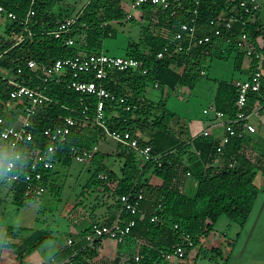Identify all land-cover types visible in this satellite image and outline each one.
Returning <instances> with one entry per match:
<instances>
[{"label":"trees","instance_id":"obj_1","mask_svg":"<svg viewBox=\"0 0 264 264\" xmlns=\"http://www.w3.org/2000/svg\"><path fill=\"white\" fill-rule=\"evenodd\" d=\"M59 1L0 0V5L17 16L15 20L3 18V31H0V114L5 118V115L23 107L20 103L11 108V112H7L12 104L9 95L12 88L8 81L10 77L38 87L51 98L31 117L28 129L33 134V140L21 141L12 148L0 137V147L4 151L20 153L18 162L24 166L18 171L29 170L32 157L47 149L49 138L44 130L60 126L67 117H72L75 124L68 138L58 144L54 153L48 154L54 162V167L48 170L45 177L48 188L52 186L57 189L54 179L57 163L70 165L76 153L90 150L92 155L86 158L90 159L93 166L92 176L87 183L90 189L97 187L111 192V195L118 197L119 208L122 194L132 190L143 193L141 208L137 214L128 211L122 213L124 218L134 217L137 220L130 235L137 230L141 235L156 240L163 250L173 252L184 241V233L190 234L194 246L199 245L201 237L207 236L214 229L222 215L244 225L258 194L264 190V186L259 187L255 182L259 172L264 176V148L251 135L233 138L221 153L216 149L219 139L213 135L201 134L187 140L182 139L171 128L170 122L175 114L166 109L164 100L147 98L145 90L149 82L157 84L163 90H174L179 86L194 89L197 82L205 76L203 71L206 72L214 57L227 59L233 51H236V68L241 70L243 58L247 55L237 47L235 38L244 30L255 42L261 33L258 15L256 21H239L231 31L224 30L223 36L217 37L213 35L211 20L237 10L240 0H181L175 8L164 9L152 3H145L140 7L143 11L142 18L149 23L142 25L138 40L128 42L125 55L140 60L142 66L148 68V72L142 74L131 70H115L104 79L107 89L117 97L106 103L105 117L111 130L129 131L138 138L141 146L151 145L153 153L159 157L157 160L145 161L136 151L116 141L117 155L124 160L121 175H116L105 164L109 154L94 149V145L108 137L94 122L98 95L83 94L71 87L74 79L71 69H66L58 77L45 79L40 68L32 69L28 66V60L34 59L39 65L49 67L60 58L81 53H100L103 51L104 39L116 36V24L124 25L128 21L136 22L137 19L133 15L128 17L130 14L123 4L124 0H89L72 29L55 35L53 31L69 14L55 11ZM30 8L35 10V15L27 20ZM195 17L198 33L210 34L212 40L190 48L189 43L183 41L182 49H179L178 43L172 41L171 37L181 23L191 22ZM156 19L157 22L154 21ZM20 35L24 37L21 41L18 39ZM227 35L232 37L229 42L226 40ZM70 39L74 40L73 44L67 43ZM167 44L170 45V53L158 58L159 51ZM258 48L264 52V47ZM255 65L256 59L250 66L251 72ZM93 77L91 73L83 75L86 79ZM121 97L126 99L124 103L119 102ZM236 98L237 87L234 80L219 81L215 107L234 115L237 111ZM258 101L264 105V77L261 89L249 93L247 110L252 111ZM127 105H131V108L127 109ZM85 106L88 107V117L83 114ZM5 124L6 122L0 125V131ZM185 157L187 162L184 161ZM5 162L6 158L2 160L3 167ZM181 168L184 173L190 172L199 182L194 197L187 196L174 186ZM149 170L162 178L163 183H151L149 177H146ZM103 174L107 177L103 178ZM50 176H54L51 182L48 180ZM114 180L117 184L112 188L110 182ZM25 186V180L12 186L13 202L19 206L25 205L28 200L39 198L25 196ZM155 214L160 216V220L152 221ZM89 229L90 227L82 232L83 236ZM49 234L47 230L38 229L20 244L7 242L6 245L14 247L21 256L38 249ZM74 244L73 241V244H69L61 252L59 261L69 255L73 264H84L85 260L81 256L83 252H95V248L80 249L81 246ZM150 250L151 255L138 260L139 264H151L157 258L155 250ZM203 252L207 257L211 253L221 254L219 248L203 249Z\"/></svg>","mask_w":264,"mask_h":264},{"label":"built area","instance_id":"obj_2","mask_svg":"<svg viewBox=\"0 0 264 264\" xmlns=\"http://www.w3.org/2000/svg\"><path fill=\"white\" fill-rule=\"evenodd\" d=\"M145 3H152L162 8H175L181 3V0H134L132 3L133 8H139ZM260 10V3L258 0H240L239 8L232 11L229 15L221 14L211 20V26L213 27V35L222 37L224 30L231 31L235 23L243 21L248 22L257 12ZM197 10H195V13ZM35 15V10L30 8L28 11L27 20L31 16ZM16 14L7 11L6 8L0 5V19L8 18L10 20L16 19ZM130 17V15L128 16ZM250 17V18H249ZM78 17L66 18L59 27L53 31L55 35H60L62 32L72 29L77 22ZM198 26L196 24V17L191 22L181 23L178 30L173 35V41L177 42L179 49H182L181 43L186 41L189 43V48L195 44H204L212 40L210 34H199ZM264 40V33L262 34ZM19 41L23 40V36L18 37ZM229 42L232 40L231 36L226 37ZM68 44H73L74 40L67 41ZM235 43L238 48L245 51L247 57L252 61L256 59V65L251 72L250 76L246 79H239L234 81V85L237 87L236 107L237 111L234 115L227 114L225 111L218 110L213 106H210L208 110H214L215 117L224 128V133L220 137L218 145L216 147L217 152L221 153L224 146L230 142L233 138H242L248 134L256 132V126L251 122V115L256 110L262 109L264 113V105L257 104L252 111L247 110V99L250 92H258L261 89L262 79L264 74V52L258 48L252 37L246 31L236 36ZM170 53V45L167 44L158 53V58H162ZM28 66L32 69H41L45 74V79L49 77H58L63 74L66 69L73 71L74 79L71 82V87L83 94L95 93L98 95L97 112L94 118V122L103 129V132L111 139L122 143L128 149L136 151L143 160L152 161L157 160L159 155H155L152 151V146L147 144L141 146L138 138L134 137L129 131L121 132L118 130H111L105 117V106L108 101L117 99L116 95L110 92L105 84L104 79L115 70H131L133 72H140L146 74L148 68L142 66L140 60L135 57L127 55H115L108 52L91 53V54H78L73 57H65L57 59L51 66L39 65L34 59L28 60ZM21 72V69L18 70ZM85 73H91L94 75L92 79L83 78ZM206 72L203 71V74ZM12 86L10 90V99L12 104H22L23 117L19 126L7 125L0 131V137L6 141L10 147H15L21 141L33 140V134L29 131L31 125V117L47 102L51 101V98L46 95L38 87L31 86L23 81L10 77L8 79ZM157 85V84H156ZM126 99L121 97L119 102L124 103ZM11 104V105H12ZM127 109L131 108V105L126 106ZM88 107L85 106L83 114L87 115ZM5 123V118L0 114V125ZM75 124V120L72 117H67L64 124L56 126L54 128H46L44 134L49 138L47 149L32 157L29 163V170L26 172L18 171L24 164L18 161L21 158L20 153H9L5 158V166L3 168L4 177L7 182L12 186L25 180L26 186L24 194L27 197H40L44 195L48 187L46 185V174L49 169L54 167V162L49 157V153H54L58 144L65 141L71 132L72 126ZM201 134L205 136L212 135L209 129H204ZM92 155V151L84 150L75 154V158L79 161L86 160L87 157ZM106 178V175H102ZM54 176L49 177V182L52 181ZM143 200V193L137 191H130L120 196L121 208L119 216L112 222H94L88 232L85 234V247L95 248L96 242L103 238H112L118 242H123L131 234L137 220L134 217L124 218L122 213L128 211L131 214H137L140 211L141 203ZM160 220V216L155 214L152 217V221ZM178 225H175L177 227ZM184 241L177 245L172 252L177 258H185L189 249L194 247V241L190 234H183ZM69 244H73V239L68 240ZM76 251L73 253L75 254ZM140 259L136 256V260ZM65 262L73 264V261L66 259Z\"/></svg>","mask_w":264,"mask_h":264},{"label":"crops","instance_id":"obj_3","mask_svg":"<svg viewBox=\"0 0 264 264\" xmlns=\"http://www.w3.org/2000/svg\"><path fill=\"white\" fill-rule=\"evenodd\" d=\"M88 2L89 0L81 8L78 9L75 17H78V15L83 11V9L88 4ZM132 3L133 0L123 1V4L125 8L129 11L130 16L131 15L135 16L137 22L140 21L142 25H147L149 21L142 18V14H143L142 9L140 7L133 8ZM260 8H261V4H260ZM61 10L63 12L68 11L63 7L55 11L59 12ZM257 15H258V20H260L261 23V28H260L261 33L257 37L255 44L257 43L256 44L257 46L264 47V40L262 38V34L264 33V22L261 18L260 10L250 19L251 22L256 21ZM1 20L3 19H0V22ZM154 21L157 22V19ZM1 27L2 26L0 25V29H2ZM163 29L165 33H167L165 27ZM140 34L137 36V38H134L133 40H138ZM173 38L174 37L172 36L171 37L172 41ZM103 51L107 52L105 50ZM246 57L247 56L243 58L241 71L247 72L248 75L246 78H248L251 74L250 66L252 64V59L248 57L247 61L245 62ZM246 78H233L231 80L235 81ZM220 81H224V80H220ZM218 85H219V81H218ZM218 85L216 88L213 101L210 104V106H213L214 108H216L215 98L218 91ZM154 86L158 87L156 85ZM146 97L149 98L148 96ZM259 103L260 102L258 101L256 105ZM13 107L15 106L11 105L10 108L7 110V112H11V108ZM205 109L203 111L204 116L202 118L194 117L189 120H182L180 117L178 118L177 115L173 112L175 116L171 120L170 124L174 133L178 134L182 139L187 140L189 139V137L201 135V132L204 129H209L212 132L213 136L220 139V137L224 133V128L216 119L214 110L211 109L205 111ZM11 113L10 115L12 116H18L16 115L17 113L23 115L22 109L19 108L12 114ZM254 117L257 120L256 123L253 121ZM10 118L11 120L13 119V117L11 116ZM250 119L252 124L256 126L257 130L256 132L248 135L254 137L257 143L262 148H264V113H261L260 109L256 110L255 112H253ZM21 120L22 118H20L19 123H17L16 126L20 125ZM147 136L149 135L147 134ZM98 144L94 145V149L100 150ZM8 152L9 151H4L3 148L0 147L1 166H2V160L10 153ZM117 152L116 154H118ZM104 153L110 154L109 152H104ZM119 160L121 161V166H122L124 164V160L122 158H120ZM184 161L187 162L186 157ZM89 162H90L88 163L90 165L89 168L92 170L93 166L91 164V161ZM216 162H220V161L216 160ZM111 170H113L116 173V175H121L120 169L119 172L115 171V169H111ZM146 177H149L151 183L154 184L163 183L162 178L155 175L150 170L146 172ZM257 178H260L259 179L260 181H258L259 183L256 181ZM256 180L255 182L259 187L264 186V176L261 172L258 173ZM4 181L7 182L5 180V177H4ZM198 183L199 182L195 176H193L190 172L184 173L183 169L181 168L177 175V179L175 180L174 186L178 188L181 192L186 194L187 196L194 197L197 192ZM116 184H117L116 180L110 182V186L112 188H114ZM93 188L99 191L97 195L98 196L97 200L96 201L92 200L88 202L86 205L84 204L80 205L79 208L73 211L74 213L68 214L69 216L68 226L69 228H71L70 231L71 234L67 237V241L64 245H61L59 248H56V250L54 251L51 257L46 256L47 251L45 249L46 247L44 246V244L51 236L49 234V237L38 249L25 252L24 253L25 258H21L17 260V262H12V264H25V262H27V264H50L51 262H54L52 264H61L65 262L66 259H70V256L68 255L67 257H64L61 261H59V258H61V252L65 251L64 249L69 245L68 240L70 238L73 239L75 246H79V247L81 246L80 249L81 248L84 249L85 239L82 232L87 230V228H89L96 221L108 222V223L114 221L120 214V208L117 203L118 197H114L113 195H111V192L109 193V191L103 190L102 188L101 189L97 187H93ZM94 189H90V190H94ZM7 194L12 198L13 201L12 185L8 190H6L3 187V185H0V215H2L3 213L2 205L4 204V202H6L5 197H7L6 196ZM220 218L218 219V221L220 220ZM218 221L215 224L214 229L207 236L201 237L200 244L191 248L188 251L186 257L182 259L177 258L175 255H173L172 252L163 250L162 247L158 246L156 240L141 235L137 230L134 231V233L129 237H127L126 240L123 242H118L117 240L112 238H103L99 240L97 245L95 246V252L93 253L83 252L81 256L85 260L84 264H139V261H136V256H139L140 259H145L147 255L149 256L151 255L150 249H154L155 250L154 255H156L157 258H155L151 264H196L198 262L199 264H264V190L260 191V193L258 194L252 212L250 213V216L248 217L244 225H240L229 218L228 220H222V222H220L219 224ZM9 227H12L13 231L12 230L9 231L8 230ZM15 230L16 233L14 232ZM21 231L22 229H19L16 226H12V225L8 226L5 230L3 245L4 244L6 245V243L8 242L6 241L4 243L8 233H10L9 235H12L11 237L14 238V240L11 241L12 243L20 244L21 242H23V240H25L28 236H30L35 230L26 233V235L21 234ZM9 248L13 250L11 253L16 252V249L14 247H8V249ZM212 248H219L221 250V254L218 255L216 253H211L209 257L205 256L203 249H212ZM90 249H94V248L90 247ZM39 250L41 251L39 252L41 254H36L37 251ZM7 257L8 256H6L5 253H1L0 264H5ZM148 260H151V257H148ZM133 261L135 263H133Z\"/></svg>","mask_w":264,"mask_h":264},{"label":"rangeland","instance_id":"obj_4","mask_svg":"<svg viewBox=\"0 0 264 264\" xmlns=\"http://www.w3.org/2000/svg\"><path fill=\"white\" fill-rule=\"evenodd\" d=\"M87 1L88 0H60L55 6V10H59L63 7L69 11H67L69 14L66 18L75 17L78 9ZM258 1L261 4L260 14L264 22V0ZM0 25H4L3 20H1ZM141 27L142 23L140 21H128L124 25L116 24V36L104 39L102 49L111 54L125 55L128 41L137 38L140 34ZM0 31L2 32L3 30L0 29ZM235 56L236 51H233L227 59L214 57L210 62L209 68L206 70V75L197 82L194 89L188 86H179L174 90H163L162 88L155 87L149 82L146 86L145 95L156 101L164 99L167 110L174 112L177 117H180L182 120H189L194 117L202 118L204 116V109L209 108L213 101L218 81H230L233 78L247 77V72L236 68ZM247 59L248 57L245 58V62ZM12 105L16 106L15 104ZM16 115L18 116L10 115L13 117L12 120L8 114L5 115L6 124L17 125L22 115L20 113ZM253 121L255 123L257 122L255 117ZM98 145L101 151L110 153L105 164L109 168L119 172L122 166L119 160L120 157L116 154L118 149L117 142L106 137L101 139ZM89 161L88 159L79 161L77 158H74L70 165L57 163L55 166L56 174L54 178L57 189L50 186L42 197L35 200H28L23 206L15 204L12 198L8 196V194L6 195V202L2 205L3 213L0 215V254L5 253V255L8 256L5 264H12V262H17V260L25 258L24 254L21 256L18 254L16 255L18 251L11 253L13 250L11 248L8 249L9 246L3 245L5 230L10 225L22 229L21 234L25 235L32 230H48L51 236L44 244L47 251L46 256L48 257L52 256L56 248L66 243L67 237L71 234V228L68 226V214L74 213L73 211L79 208L80 205H86L92 200L96 201L98 197L99 191L94 188H92L94 190H90L87 184L93 172L89 168ZM259 179L260 178H257L256 181H260ZM0 185H3L6 190L11 186L9 182L4 181V172L1 162ZM222 220H228V217L223 215L218 221V224L222 222ZM8 230H12V227H9ZM14 232L16 233V230ZM9 234L10 233L7 234L4 243L14 240V238L11 237L12 235ZM39 252L41 251H37L36 254H41ZM52 263L54 262L50 264ZM25 264H27V262H25ZM196 264H199V262Z\"/></svg>","mask_w":264,"mask_h":264}]
</instances>
